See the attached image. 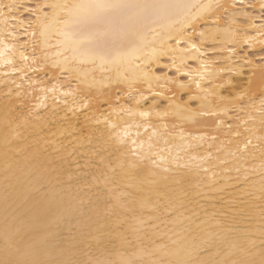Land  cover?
Wrapping results in <instances>:
<instances>
[{"label":"snow or ice","instance_id":"1","mask_svg":"<svg viewBox=\"0 0 264 264\" xmlns=\"http://www.w3.org/2000/svg\"><path fill=\"white\" fill-rule=\"evenodd\" d=\"M0 264H264V0H0Z\"/></svg>","mask_w":264,"mask_h":264}]
</instances>
